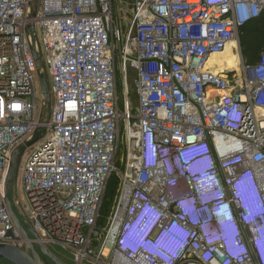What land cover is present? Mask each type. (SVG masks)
Returning <instances> with one entry per match:
<instances>
[{
	"label": "built area",
	"instance_id": "built-area-1",
	"mask_svg": "<svg viewBox=\"0 0 264 264\" xmlns=\"http://www.w3.org/2000/svg\"><path fill=\"white\" fill-rule=\"evenodd\" d=\"M32 2L0 0V244L24 247L4 187L42 129L14 197L32 242L74 264H264V47H239L264 0ZM231 44L238 78L210 64Z\"/></svg>",
	"mask_w": 264,
	"mask_h": 264
},
{
	"label": "water",
	"instance_id": "water-1",
	"mask_svg": "<svg viewBox=\"0 0 264 264\" xmlns=\"http://www.w3.org/2000/svg\"><path fill=\"white\" fill-rule=\"evenodd\" d=\"M32 1L33 0H30V7L32 9L31 17H34L35 5ZM33 56H34L35 61L41 67L40 56L37 54H34ZM39 82H40L41 91L43 95L46 96L48 94V84L43 74H39ZM42 134H43V130L38 129L35 132L33 139L30 142H27L24 145L17 148L12 155V159L10 162V167L8 170L5 187H4L5 206L10 215L14 229L16 230L20 238L24 241V247L22 250H20L16 246L0 244V264H44L42 262L41 256H44L45 258L50 260L51 263L53 264H64L60 262L55 256H53V254L50 253L49 250L41 242L31 241L29 234L33 238L38 240L37 235L34 233L32 229L29 230V234L24 230L12 206H16L17 210L19 211L20 209L16 205L14 197H13V200L8 197L9 187L11 185L15 187L17 176H18V171H19L20 161H21V158L25 150L27 148L32 147L39 140Z\"/></svg>",
	"mask_w": 264,
	"mask_h": 264
},
{
	"label": "trees",
	"instance_id": "trees-1",
	"mask_svg": "<svg viewBox=\"0 0 264 264\" xmlns=\"http://www.w3.org/2000/svg\"><path fill=\"white\" fill-rule=\"evenodd\" d=\"M241 49L243 50V56L248 62H254L259 51L264 47V14L256 20L255 22L247 25L243 29V34L241 36ZM134 98V97H133ZM113 176L112 178H114ZM111 178V180H112ZM109 181L107 186L106 194L103 201V209H101V216L98 221L100 226L101 221L107 216L108 207L110 205V200L114 199L116 195L117 181L114 179L112 182ZM110 187H112L110 189Z\"/></svg>",
	"mask_w": 264,
	"mask_h": 264
},
{
	"label": "rangeland",
	"instance_id": "rangeland-1",
	"mask_svg": "<svg viewBox=\"0 0 264 264\" xmlns=\"http://www.w3.org/2000/svg\"><path fill=\"white\" fill-rule=\"evenodd\" d=\"M117 9V8H115ZM118 15L119 19L121 17V14L120 13H115L114 16L116 17ZM123 27L124 29L125 28V25L123 24ZM241 40L242 38H240V41H239V47L241 48ZM243 49V48H242ZM263 49V48H262ZM261 49V50H262ZM261 50L259 51V53L261 52ZM243 51V50H242ZM258 53V54H259ZM237 67V66H236ZM130 95L132 94V97H134V88H133V85L130 86ZM40 102H41V95H40V92L36 98V107H37V113L39 114V110H40ZM116 179L117 183H118V178L115 176L114 178H112L111 182ZM118 185V184H117ZM112 187H110L111 189ZM117 188V187H116ZM9 197L10 199L13 200V197H15V199L17 200L19 206L23 209L24 207L27 206V201H26V197H25V193L23 191V187H22V183H21V177H20V172H18V176H17V181H16V184H15V187L13 185L10 186L9 188ZM114 206V199L110 200V205L108 207V213H107V216L105 217V219H103V222L101 221V224H100V227L101 228H104L105 225L107 224V219L109 217V214L111 213L112 211V208ZM14 207V212L16 213V216L18 218V220L20 221V223L22 224V226L24 228H28V226L26 225L25 223V220L21 214V212L19 210H17L16 206H13ZM102 209H103V206H102ZM101 220V219H100ZM30 237H32L30 235ZM33 238V237H32ZM50 252L53 254V256H55L60 262L64 263V264H74V262L72 261V258H71V255H70V252L69 251H63L61 250L59 247H50L49 248ZM42 258V262L44 264H53L51 263L50 260H48L47 258H45L44 256H41ZM83 264H87L86 262L83 263Z\"/></svg>",
	"mask_w": 264,
	"mask_h": 264
},
{
	"label": "bare ground",
	"instance_id": "bare-ground-1",
	"mask_svg": "<svg viewBox=\"0 0 264 264\" xmlns=\"http://www.w3.org/2000/svg\"><path fill=\"white\" fill-rule=\"evenodd\" d=\"M237 48V44H231L222 54L213 56L210 59V64L217 66V69L219 71H232L234 73V76L238 78V66L240 63V59L235 52V49Z\"/></svg>",
	"mask_w": 264,
	"mask_h": 264
},
{
	"label": "clouds",
	"instance_id": "clouds-1",
	"mask_svg": "<svg viewBox=\"0 0 264 264\" xmlns=\"http://www.w3.org/2000/svg\"><path fill=\"white\" fill-rule=\"evenodd\" d=\"M231 219V217H229ZM139 221V217L135 220V224ZM216 223V231L220 232V226L218 224V221H215ZM253 228L255 229L257 235H261L264 238V223L260 221L259 228L257 229L254 225ZM218 232H214L216 235ZM255 242V241H254ZM216 258H219V255H216Z\"/></svg>",
	"mask_w": 264,
	"mask_h": 264
}]
</instances>
